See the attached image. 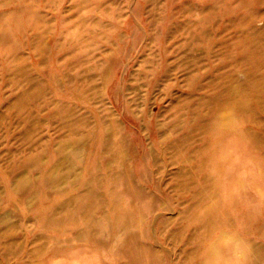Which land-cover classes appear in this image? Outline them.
Here are the masks:
<instances>
[{
    "label": "rangeland",
    "instance_id": "1",
    "mask_svg": "<svg viewBox=\"0 0 264 264\" xmlns=\"http://www.w3.org/2000/svg\"><path fill=\"white\" fill-rule=\"evenodd\" d=\"M113 176L145 202L115 236L82 235L75 199L102 218ZM63 202L61 231L45 217ZM126 232L161 264L234 236L264 264V0H0V264H117Z\"/></svg>",
    "mask_w": 264,
    "mask_h": 264
},
{
    "label": "bare ground",
    "instance_id": "2",
    "mask_svg": "<svg viewBox=\"0 0 264 264\" xmlns=\"http://www.w3.org/2000/svg\"><path fill=\"white\" fill-rule=\"evenodd\" d=\"M225 117H226V122L224 124L221 123L222 125H227L229 123H233L232 117L229 114L226 113ZM101 122H102V119H101ZM104 123H105V126H104V128L101 129V132L98 134V137H97V140H99L98 144L100 146L106 147V151L104 150V152L111 154L110 155L112 157L111 160H113L115 163L118 162V164L121 163L122 168H123V172H125V174H126V168L124 166L125 161L121 160V158H120L121 150L123 147V141H122V139H121L122 137L119 134V131L117 129V124L114 121H110V120H106V121H104ZM222 125H219V127H222ZM237 135H239L238 137L241 140L243 134L238 133ZM100 152H103V151H100ZM75 161H77V160H75ZM89 166L92 168L95 167V165L92 161H89ZM111 178H112L114 185H115V188L111 191L112 197H113L112 211L104 213L102 218L99 217L100 219H96V217H94L93 211H94L95 207H98V203H99L100 198L99 197L95 198L94 195H92V192H88L84 196H80V197H78V199H75L76 204L79 205L78 207L81 208L82 213L84 214L83 220H84L85 224L88 226L87 229L85 227L82 232L80 231L82 235H85V236L89 235L90 229L95 228L98 233H105L106 232V233H109L111 236H115V233H116L115 231H117L118 228L126 227V225L130 224L134 218L133 213H131L132 210L126 207V201L130 198V199H132V201L138 202L139 204L145 202V200H143V198L146 199V197H144V196H146L145 193H143V192L138 193L137 190H135L133 188V186H131L129 184L128 179L124 181V186H125L124 189L126 191L123 194V197L117 196L116 194L118 192L116 191L117 184H116L115 179L118 180V178L114 177V176ZM93 179L94 178H93V176H91V173H90V180L92 181ZM119 184H121V183H119ZM214 189L216 190V188H214ZM106 199H107V197H106ZM64 204L67 205V203H64ZM142 205L143 204H141V207H142ZM63 207L66 209V212L64 214L62 213L61 215L55 217L51 213L45 217L48 224H51L53 228H57L58 230H61V231L64 229L63 225L65 222L73 223L76 221L75 210L72 207H69L68 205L63 206ZM125 234H126L125 235V241H124L125 244H123L119 249H113L114 246H112L110 244L111 245L110 252L112 254V258L115 261L118 260L117 264H161L158 261L159 259H157L153 250L148 245L142 243L137 236L132 235L129 232H126ZM87 244H99L100 245V244H105V242H100V240L89 236V241L87 242ZM105 245H107V244H105ZM248 245L250 247L251 255H253V253H255L257 249L252 247L251 244H248ZM229 246H230V242L223 244L222 248L221 247L220 248L222 251L227 252V249ZM56 251H57V249L55 250V252Z\"/></svg>",
    "mask_w": 264,
    "mask_h": 264
},
{
    "label": "clouds",
    "instance_id": "3",
    "mask_svg": "<svg viewBox=\"0 0 264 264\" xmlns=\"http://www.w3.org/2000/svg\"><path fill=\"white\" fill-rule=\"evenodd\" d=\"M199 259L201 264H251V251L240 237L230 238L227 252L222 251L214 239H210L202 247Z\"/></svg>",
    "mask_w": 264,
    "mask_h": 264
}]
</instances>
